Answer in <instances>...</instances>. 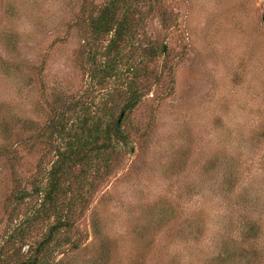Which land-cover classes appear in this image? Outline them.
Returning <instances> with one entry per match:
<instances>
[{
	"label": "rangeland",
	"instance_id": "1",
	"mask_svg": "<svg viewBox=\"0 0 264 264\" xmlns=\"http://www.w3.org/2000/svg\"><path fill=\"white\" fill-rule=\"evenodd\" d=\"M108 1L0 0V246L15 257L57 222L37 229L42 196L19 195L47 184L65 132L115 87L93 78ZM132 1L137 103L122 117L128 93L112 90L124 139L73 171L83 192L46 264H264V0Z\"/></svg>",
	"mask_w": 264,
	"mask_h": 264
},
{
	"label": "trees",
	"instance_id": "2",
	"mask_svg": "<svg viewBox=\"0 0 264 264\" xmlns=\"http://www.w3.org/2000/svg\"><path fill=\"white\" fill-rule=\"evenodd\" d=\"M120 1H124L122 5H119ZM119 7L123 13L121 19L117 17ZM133 8L132 0H110L101 7L102 10H100V15H98L95 24L96 33L108 34L113 32V35L102 52L105 61L95 65L97 69L94 71L93 78H97V83L103 88H106L113 80L116 83L112 89L114 92L118 90V93H128L124 107L121 109L122 117L125 116L126 110H130L135 106L137 103L136 96L139 95L140 91L137 81L134 79L137 77L136 73L140 71L138 70L139 65L135 61H131L129 55L124 58L122 51L128 45H131L133 49L138 48L136 44L132 45L137 31L135 19H131L130 14L128 16L125 15L128 11L131 13ZM122 65H126V71L135 73L131 79L129 76H124L125 71L121 69ZM112 90L108 91L110 100L104 101L100 111L90 113L88 110L90 108L86 106V113L83 112L84 116L81 118L79 125L80 129L83 130L81 135L65 132L67 137H64L66 138L65 148L58 151V157L48 171L47 184H39L32 191L22 192L19 195V198L23 200L26 194L37 193L42 196V201L36 214L38 218L37 229L38 222H41L39 219L42 218L43 214L44 216L55 214L57 222L52 225L50 233H43L41 242L37 245L36 250L28 254L26 258L21 255L15 257L18 250L13 247L9 240L6 241L5 244L0 246V264H46L45 256L50 250V241L64 226L68 229L70 224L62 216L70 213L71 206L75 205L74 202H76L72 201V199L83 192L82 186H80L82 185L81 179L78 176L77 178L73 177V171L78 168V165L83 167L82 171L90 170L101 158L100 156L103 155L104 150L111 146L113 138L117 141L124 139L122 125L115 121L117 104L113 101L114 92ZM108 105L110 106L107 107ZM105 109L107 110L106 112ZM61 128L59 135L68 130V126L65 124L61 125ZM93 163L94 165H92ZM63 182L66 186L59 193L56 188ZM70 192L72 198L68 199L67 194ZM61 196L66 197V209L61 207L59 203ZM30 224L31 226L32 224L34 225V221H31ZM35 228L36 226L34 225ZM26 233L23 229L18 232L17 236L24 237L28 235ZM66 241L69 240L66 239Z\"/></svg>",
	"mask_w": 264,
	"mask_h": 264
}]
</instances>
